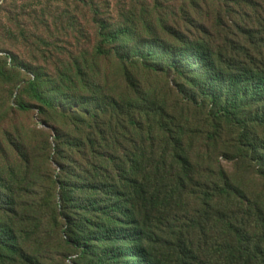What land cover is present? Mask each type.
Here are the masks:
<instances>
[{
  "label": "trees",
  "instance_id": "1",
  "mask_svg": "<svg viewBox=\"0 0 264 264\" xmlns=\"http://www.w3.org/2000/svg\"><path fill=\"white\" fill-rule=\"evenodd\" d=\"M95 23L100 40L96 54H114L123 62L126 91L114 98L107 80L99 100L96 94L81 96L94 113L61 111L67 124L81 126L55 131L44 165L17 153L26 171L18 177L9 169L8 180L0 181V264H51L55 235L73 251L70 264H202L187 247V238L198 230L205 235L207 227L186 218L185 211L191 199L207 203L211 195L188 189L195 187L194 145L189 139L193 125L185 113L206 111L214 126L239 131L230 141V155L257 169L264 180V18L257 23L259 30L241 29L235 40L227 35L188 39L169 28L163 39L147 23L153 37L144 40L125 25L113 30L104 19ZM132 37L141 40L128 45ZM136 64L137 73L130 68ZM161 78L171 81L162 84ZM84 79L77 90L93 86ZM30 91L37 103L57 112L35 83ZM216 136L212 143L217 144ZM218 176L227 183L222 171ZM197 213L201 220L209 217ZM233 224H238L235 218L222 231L238 237ZM241 235L224 264H264V224L261 231L252 229L251 236ZM205 244V259L212 264V246Z\"/></svg>",
  "mask_w": 264,
  "mask_h": 264
},
{
  "label": "rangeland",
  "instance_id": "2",
  "mask_svg": "<svg viewBox=\"0 0 264 264\" xmlns=\"http://www.w3.org/2000/svg\"><path fill=\"white\" fill-rule=\"evenodd\" d=\"M91 5L97 8L91 10ZM260 17L264 18V0H0V181L8 180L9 169L14 170V175L18 173V177L26 171L17 154L21 151L34 164L46 163L49 140L55 131H70L73 126H81L67 124L61 111L73 110L80 114L94 109L87 106L86 101H80L81 96L91 99L96 94L99 100L106 91L107 80L108 91L114 98L126 91L123 62L114 54L107 57L96 54L100 45L96 18L106 20L113 30L125 25L135 35L141 34L144 40L153 37L152 32L145 29V23L154 25L163 39H168L169 28L184 32L188 39L212 38V35L217 39L227 35L235 40L241 29L259 30ZM141 38L132 37L128 45L138 43ZM109 49L104 47V50ZM130 68L136 72L137 64ZM82 79H89L93 86H88L89 90L83 86L77 90L76 85ZM160 80L162 84L171 81ZM154 81L149 85L155 86ZM34 83L42 97L58 107L57 112L34 100L30 91ZM73 103L85 104L72 108ZM171 103L176 104V98ZM20 107H25L26 111ZM185 115L193 125L189 139L194 145L191 163L195 187L188 189L200 195H211V202L203 203L201 197L198 201H188L186 218L197 219L196 222H202L207 230L205 235L200 230L189 235L187 247L200 263L211 264L204 254L207 243L212 246V264H224L233 254L231 249H235L242 233L251 236L252 229L262 230L264 180L256 174L257 169L237 162L230 155V141L236 140L239 131L226 124L214 126L206 111L191 109ZM81 119L87 117L82 115ZM214 134L217 144L212 143ZM205 155L210 156L209 161L208 158L203 161ZM47 170L48 177L51 171ZM221 171L227 183L219 179ZM200 211L208 212L209 217L201 220L197 213ZM233 218L238 222L233 224L240 231L238 237L222 231ZM242 221L246 223L244 227H241ZM199 235L207 236V241ZM59 237L55 235L52 242L51 264H70L69 258L75 255ZM76 264L84 263L77 261Z\"/></svg>",
  "mask_w": 264,
  "mask_h": 264
}]
</instances>
